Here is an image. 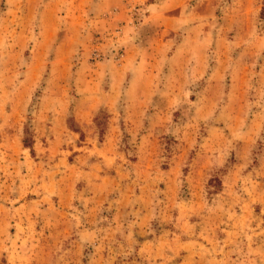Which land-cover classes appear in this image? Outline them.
<instances>
[{"label":"rangeland","instance_id":"rangeland-1","mask_svg":"<svg viewBox=\"0 0 264 264\" xmlns=\"http://www.w3.org/2000/svg\"><path fill=\"white\" fill-rule=\"evenodd\" d=\"M0 264H264V0H0Z\"/></svg>","mask_w":264,"mask_h":264}]
</instances>
